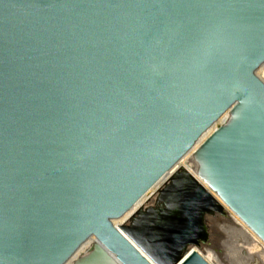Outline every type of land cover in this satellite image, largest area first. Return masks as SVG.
I'll list each match as a JSON object with an SVG mask.
<instances>
[{
	"label": "water",
	"instance_id": "water-1",
	"mask_svg": "<svg viewBox=\"0 0 264 264\" xmlns=\"http://www.w3.org/2000/svg\"><path fill=\"white\" fill-rule=\"evenodd\" d=\"M263 68L264 0H0V264L264 244Z\"/></svg>",
	"mask_w": 264,
	"mask_h": 264
},
{
	"label": "rangeland",
	"instance_id": "rangeland-1",
	"mask_svg": "<svg viewBox=\"0 0 264 264\" xmlns=\"http://www.w3.org/2000/svg\"><path fill=\"white\" fill-rule=\"evenodd\" d=\"M261 76L264 77L263 74ZM239 223L245 228L240 221ZM218 230L222 235V238L217 241L218 253L212 252L213 254L209 256L204 254L210 264H264L261 257L256 255V259L252 258L253 256L249 257V249L252 248V243L245 237L246 235L244 236L239 232V229L232 225L223 224L218 226Z\"/></svg>",
	"mask_w": 264,
	"mask_h": 264
},
{
	"label": "bare ground",
	"instance_id": "bare-ground-1",
	"mask_svg": "<svg viewBox=\"0 0 264 264\" xmlns=\"http://www.w3.org/2000/svg\"><path fill=\"white\" fill-rule=\"evenodd\" d=\"M262 74L264 75V68H263V70H262ZM261 74V75H262ZM188 163V161L186 160V161H184L183 162V166L184 167H186L191 173H193L187 166H186V164ZM194 174V173H193ZM231 216H232V218H233V220H234V228H236V229H239V232L241 233V234H243L245 237H247L250 241H251V243H252V248L251 249H249V257H251V256H253L252 258H254V259H256V256L257 257H261L262 258V262H264V244L251 232V231H249V229H247L246 227L244 228L242 225H240V223H239V219L238 218H236L234 215H232L231 214ZM239 220V221H238ZM241 222V221H240ZM242 223V222H241ZM243 224V223H242ZM244 225V224H243ZM245 226V225H244ZM240 236V235H239ZM245 251V250H244ZM253 252H256L255 254L253 253ZM204 254H206V255H210V254H213L212 253V251H210V250H206L204 253H203V256H204ZM254 254V255H253ZM256 255V256H255ZM207 256V257H208ZM205 259H206V257H205ZM258 260V259H257ZM206 261H207V259H206ZM209 263V262H208Z\"/></svg>",
	"mask_w": 264,
	"mask_h": 264
}]
</instances>
